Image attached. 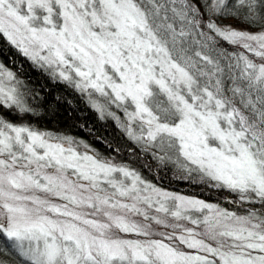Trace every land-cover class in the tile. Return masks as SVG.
I'll return each instance as SVG.
<instances>
[{
  "label": "snow or ice",
  "instance_id": "6c2138e0",
  "mask_svg": "<svg viewBox=\"0 0 264 264\" xmlns=\"http://www.w3.org/2000/svg\"><path fill=\"white\" fill-rule=\"evenodd\" d=\"M0 38L101 115L122 108L158 166L264 205V0H0ZM19 83L0 63V108L31 113ZM0 236L20 264H264V212L169 192L3 117Z\"/></svg>",
  "mask_w": 264,
  "mask_h": 264
},
{
  "label": "trees",
  "instance_id": "16d2710c",
  "mask_svg": "<svg viewBox=\"0 0 264 264\" xmlns=\"http://www.w3.org/2000/svg\"><path fill=\"white\" fill-rule=\"evenodd\" d=\"M223 23L246 27L236 20H226ZM219 47L221 51L234 50L232 45L223 41ZM0 63L16 74L20 82L19 91L32 109L31 113L19 114L15 108L4 107L0 108V117L16 124L23 123L41 132L71 137L81 145H88L100 156L135 169L146 181L169 192L216 203L239 214L246 213L240 207L224 202L227 198L236 201L235 194L211 188L202 183L195 173L188 177L173 164L158 166L149 154L140 151L139 146L129 139L114 118L101 115L88 103L82 92L51 76L47 70L24 57L5 38H0ZM250 205L258 209L257 212H264V205ZM9 243L0 236V246ZM0 258L9 259L12 264H20L21 260L15 250L8 257Z\"/></svg>",
  "mask_w": 264,
  "mask_h": 264
},
{
  "label": "rangeland",
  "instance_id": "374dc122",
  "mask_svg": "<svg viewBox=\"0 0 264 264\" xmlns=\"http://www.w3.org/2000/svg\"><path fill=\"white\" fill-rule=\"evenodd\" d=\"M237 28H242V27H237ZM83 94L85 95V97H86L88 103H89L93 108H95V107L93 106V102L90 101L88 95H87L86 93H83ZM93 99H94L97 103H102V104L104 103V99L98 97V95H97V96H94ZM105 108H106V110H105V113H104L103 115H108V114H107L108 112H113V113H115V115H116L117 117H119V119H116V118H114V117L111 116V115H108V116H111L112 118H114V119L120 124V126L123 128V126H122V122L126 120V115L124 114L123 109H122V108H117L115 105H106ZM95 110H97V109L95 108ZM99 113H100V112H99ZM123 129H124V128H123ZM117 164H122V163H117ZM122 165H124V164H122ZM224 202H225V203H229L230 205H233V206H236V207H240L241 210H244L245 212H247L248 210H255V211H258V209L252 208L253 205H250V204H243V205H241L240 203H238V202H236V201H234L233 199H230V198L225 199Z\"/></svg>",
  "mask_w": 264,
  "mask_h": 264
}]
</instances>
